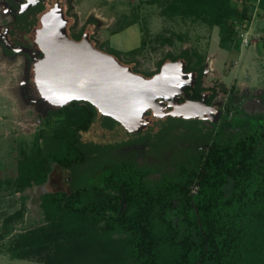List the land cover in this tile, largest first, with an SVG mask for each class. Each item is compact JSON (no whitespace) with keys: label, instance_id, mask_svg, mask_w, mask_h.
I'll return each instance as SVG.
<instances>
[{"label":"trees","instance_id":"trees-1","mask_svg":"<svg viewBox=\"0 0 264 264\" xmlns=\"http://www.w3.org/2000/svg\"><path fill=\"white\" fill-rule=\"evenodd\" d=\"M256 5L264 10V0H257ZM44 8L38 0L16 15L15 26L31 30ZM165 11L192 14L216 25L223 48L240 41L236 26L246 16L242 12L237 18L228 0H167ZM83 31L81 27L70 35L79 38ZM104 50L118 58V52L124 53L113 47ZM166 56L192 61L185 48L177 54L166 52ZM195 66L199 74L204 72L199 60L193 62ZM233 99L229 95L218 121L193 118L196 121L184 128L193 141L204 145L202 149L193 144L177 147L175 142L182 136L174 131L178 126L173 122L146 134L152 137L154 148L173 145L188 160L175 172L162 170L153 183L145 176L157 169L155 164L117 159L114 144L81 140V131L95 119L93 104L71 100L46 108V116L64 114L69 121L40 131L41 145L17 162L14 190L45 182L53 165L67 169L69 180L92 165L95 178L68 190H44L39 204L45 222L13 234L10 255L26 258L36 248L54 244L65 261L70 256L66 249L78 242L77 253L71 255H79L80 260L84 252L92 254L88 264H264V113L242 117L241 101ZM244 123L246 128L239 133L221 139L222 128ZM19 214V210L7 214L5 231ZM96 253L103 259L116 254V260L104 263L95 259Z\"/></svg>","mask_w":264,"mask_h":264},{"label":"rangeland","instance_id":"rangeland-1","mask_svg":"<svg viewBox=\"0 0 264 264\" xmlns=\"http://www.w3.org/2000/svg\"><path fill=\"white\" fill-rule=\"evenodd\" d=\"M37 1L0 0V252L8 256L10 255L8 245L13 234L45 222L43 217L34 220L30 217L23 218L24 212L28 214L27 216L30 214L34 216V213L27 210L24 192L14 190L17 162L24 156L35 153V145L41 143L38 139L41 130L52 129L69 121L64 114L45 115V109L49 107L38 96L32 82V63L40 56V52L32 38V31L25 32L15 26L16 15ZM54 1L42 0L45 8ZM59 1L68 18L69 33L84 27L95 45L108 49L109 45L101 40L100 25L95 19L97 14L95 12L101 7L98 13L100 18L112 20L108 30L122 27L129 22L133 23L112 36L111 45L124 51L121 54L118 52L122 61L136 69L149 72L166 56V52L177 54L185 48L194 63L199 60L204 65L202 84L216 87L215 99L219 103H223L229 95H232L234 101H241V107L245 110L239 114L240 116L244 113L252 115L264 113V97L261 94L264 92V10L256 5L257 0H228L230 8L235 9L237 18L245 12V19L241 23L237 22V26L242 25L249 36L247 45L233 40L230 48L219 45L216 25L209 24L203 18L192 14L165 11L167 0ZM78 3L82 5L84 3L85 6L78 7ZM37 24L38 20L35 25ZM118 38L119 41L116 40ZM25 40L28 42L27 47L21 43ZM131 48L135 50L128 51ZM220 85L225 89L223 90ZM246 93H251L253 96L244 97ZM194 121L196 120L154 118L141 133L134 134L127 132L116 120L97 111L94 121L87 130L81 131L80 137L84 142L114 144L113 154L117 159L131 158L139 163L155 164L157 169L145 176L148 183H153L161 176L162 170L175 172L180 164H186L188 160L185 154L176 150L178 148H174L173 145L161 149L154 148L150 143L152 137H145L146 134L154 133L164 122H173L178 126L174 131L182 136L175 142L177 147L183 148L193 144L202 149L204 147L202 143L193 141L192 137L185 133V129ZM246 125L244 123V125L222 128L221 139L226 140L234 136L241 129L246 128ZM102 159L105 160L106 157ZM93 172L91 165L83 168L73 176L72 180H69L67 169L53 165L45 189L68 190L70 186L92 181L95 178ZM4 184L8 186L4 187ZM18 210L19 216L10 221V229L5 231L3 222L7 214ZM118 235L120 236V234L114 236ZM78 248V242L72 243L66 249V253L70 256L65 261L62 260L64 255L60 253L58 246L53 244L36 248L35 252L30 253L25 259H8L5 264L91 262L92 254L88 252H84L80 260L79 255L78 257L71 255L77 253ZM8 256L6 258H10ZM95 259L109 263L116 260V254L107 255L104 259L101 257ZM94 262L101 263L98 260Z\"/></svg>","mask_w":264,"mask_h":264},{"label":"water","instance_id":"water-1","mask_svg":"<svg viewBox=\"0 0 264 264\" xmlns=\"http://www.w3.org/2000/svg\"><path fill=\"white\" fill-rule=\"evenodd\" d=\"M67 22L63 6L55 0L40 12L38 25L33 28V40L41 55L33 61L32 82L50 109L71 100H86L130 133L151 122L146 115L149 109L156 117L217 120L220 109L206 104L203 98L174 102L187 76L183 59L166 60L147 76L96 46L88 31L78 39L70 36ZM159 98L168 99V104L163 106ZM168 106L171 108L165 110Z\"/></svg>","mask_w":264,"mask_h":264},{"label":"flooded vegetation","instance_id":"flooded-vegetation-1","mask_svg":"<svg viewBox=\"0 0 264 264\" xmlns=\"http://www.w3.org/2000/svg\"><path fill=\"white\" fill-rule=\"evenodd\" d=\"M45 9V8H44ZM43 9V10H44ZM40 14V13H39ZM39 17V16H38ZM38 25V24H37ZM36 25L33 26V28L35 27ZM33 28L31 29L32 31V38L33 37ZM22 30V29H20ZM25 31V30H23ZM26 32V31H25ZM69 33V32H68ZM70 35V33H69ZM71 36V35H70ZM73 37V36H72ZM80 38V37H79ZM78 39V38H76ZM23 44V46L27 47L28 46V42L25 40L24 42H21ZM97 46V45H96ZM37 47V45H36ZM99 47V46H98ZM20 48H22L20 46ZM38 48V47H37ZM101 48V47H100ZM40 55H41V52H40ZM121 59V58H120ZM175 59H183L185 61V67H184V70L186 72V77L184 78V84H183V88L181 89V91L177 94V99L174 101L176 103H182L184 101H188V100H199V99H202L204 100V102L206 104H209V105H213L215 106L216 108H219L220 109V112H219V116L217 118L216 121H218V119L220 118V114L224 108V104H226L227 100L229 99V97L226 98V100L223 102V103H219L216 99H215V96H216V87L215 86H211V85H203L202 84V74H199V70L198 68L195 66L192 67L193 65V61H190L188 62L184 57H175V58H172V57H167L165 56L164 58H162L161 60H159L156 64V66L149 72H146V71H142V70H139V69H136L134 66H132L134 69H136V71L138 72H141L147 76L151 75L152 73H154L155 71H157L160 67V65L166 61V60H175ZM122 60V59H121ZM126 63V62H125ZM33 64V63H32ZM204 71V70H203ZM27 83V80L26 82ZM34 85V84H33ZM26 86V84H24V87ZM221 88H223V90L225 89V87H223V85H220ZM161 100V104L163 106H166V104H168V99H160ZM169 108H171L170 106L168 107H165L164 109L165 110H168ZM146 115L151 119V121L154 119V118H162V117H156L152 114L151 110H147L146 112ZM167 116L169 115H166L164 116L163 118H167ZM172 116V115H171ZM174 117H179V116H174ZM180 118H184V117H180ZM193 118H197V119H202V120H205V121H211L207 118H199V117H191V118H184V119H193ZM216 121H213V122H216Z\"/></svg>","mask_w":264,"mask_h":264},{"label":"crops","instance_id":"crops-1","mask_svg":"<svg viewBox=\"0 0 264 264\" xmlns=\"http://www.w3.org/2000/svg\"><path fill=\"white\" fill-rule=\"evenodd\" d=\"M77 5H78V7L85 6L84 3H83V5L78 3ZM100 9H101V7H98V9L96 10L95 13H97V14L95 15V19L97 20V22L100 25L99 31L101 33V40H104L105 43H107V45H109V47L111 46V47L115 48L114 46L111 45V40H113L112 36L115 35L116 33H118L120 30L129 27L133 23L125 24L122 27L118 26L112 30L111 29L108 30V27L110 26L112 20H110V19L106 20L105 18H100L99 14H98ZM116 40L119 41V38ZM21 105L25 106V104H21ZM39 140H41V139H39ZM38 144H39V146L41 145V143H38ZM38 144L35 145L36 148H37ZM4 181H6V180L4 179ZM46 181L43 183H32L30 186H28L26 189H24L22 191V192H24L25 204L28 207L27 208L28 212L34 213V216H33V214H30V216H27L28 214H26L24 212L23 213L24 219H27L28 217H30V218H33V220H34V219H38V218L43 217L42 210H41L39 203H40V196H41L42 192L44 190H46L45 189ZM7 186H8V184H6V186L4 184V187H7ZM15 192H20V191H15ZM7 256H8L7 254L0 252V264H5V262L8 261V259L9 260L14 259V258L25 259V258L13 257L11 255L8 256L10 258H6Z\"/></svg>","mask_w":264,"mask_h":264},{"label":"built area","instance_id":"built-area-1","mask_svg":"<svg viewBox=\"0 0 264 264\" xmlns=\"http://www.w3.org/2000/svg\"><path fill=\"white\" fill-rule=\"evenodd\" d=\"M238 31V36L242 44L247 45L249 43L248 31L243 28V26H236Z\"/></svg>","mask_w":264,"mask_h":264}]
</instances>
